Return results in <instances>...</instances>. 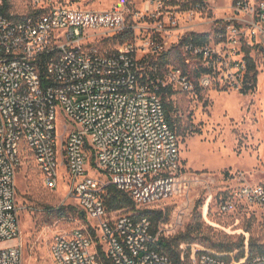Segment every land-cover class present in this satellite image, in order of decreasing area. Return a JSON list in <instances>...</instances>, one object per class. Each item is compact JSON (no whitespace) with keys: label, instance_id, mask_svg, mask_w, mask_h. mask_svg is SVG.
Segmentation results:
<instances>
[{"label":"built area","instance_id":"built-area-1","mask_svg":"<svg viewBox=\"0 0 264 264\" xmlns=\"http://www.w3.org/2000/svg\"><path fill=\"white\" fill-rule=\"evenodd\" d=\"M139 1L138 9L123 3L95 10L33 0L25 12H0V264H23L17 173L29 160L47 188L67 177L71 197L91 221L54 237L55 264H105L103 256L111 264H264V254L250 257L247 242L240 260L195 245L187 261L175 263L155 248L165 236L161 226L154 234L149 218L106 207V188L90 172L93 161L138 209H156L178 189L181 141L160 85L192 92L222 75L241 91L245 49L264 55V0ZM216 10L224 17L212 20ZM180 15L197 18V27L217 25L213 37L205 30L196 34L208 39L181 46L186 62L192 55L207 69L197 83L173 64L163 65L155 80L150 74L154 61L172 51L166 40ZM217 196L222 213L252 209L264 217V180L229 173Z\"/></svg>","mask_w":264,"mask_h":264},{"label":"rangeland","instance_id":"rangeland-1","mask_svg":"<svg viewBox=\"0 0 264 264\" xmlns=\"http://www.w3.org/2000/svg\"><path fill=\"white\" fill-rule=\"evenodd\" d=\"M32 1L10 0L11 11L25 12ZM51 1L57 5L95 10H106L123 3L131 9L142 7L139 0ZM210 17L216 20L224 16L221 10H216ZM197 21V18L188 20L180 15L179 28L167 37L168 47H173L171 62L179 67L184 66V55L181 45H178L181 39L204 33L202 31L205 30L214 36L216 22L208 28L209 24L197 27L194 25ZM250 53L257 66V87L254 91L241 93L229 87L225 78L218 75L207 87L192 92L175 90L171 96L177 124L183 134L179 135L183 170L179 175L177 191L156 209L170 213L165 226L160 225L166 238H173L186 231L191 223L200 221L203 235L194 245L203 251L225 253L217 250L221 243L239 242L245 239V234L257 244H264V217L256 211L252 212V209L222 213L217 196L229 173H243L251 182L264 180V55L255 48H251ZM244 54L241 51L235 58ZM187 58L189 63L184 67L188 71L199 65L192 55H187ZM63 122V118L58 120L61 139L65 137ZM90 172L101 186L106 188L109 185L106 176L94 166H91ZM17 186L23 264H55L51 256L54 237L90 225L91 221L85 214L81 216L79 205L69 193L67 177L60 181L56 189L47 188L39 169L29 160L18 169ZM59 208L66 209L65 217H58ZM114 212L116 215L138 214L126 209Z\"/></svg>","mask_w":264,"mask_h":264},{"label":"trees","instance_id":"trees-1","mask_svg":"<svg viewBox=\"0 0 264 264\" xmlns=\"http://www.w3.org/2000/svg\"><path fill=\"white\" fill-rule=\"evenodd\" d=\"M30 8V7H29ZM11 10L10 0H3V5L0 6V12L5 13ZM208 39V35H199L192 34L190 37H185L182 39L180 45L183 46L185 43L193 42L199 43ZM245 58L247 60V72L244 78V88L240 91L241 93L247 94L252 92L257 87V66L254 58L251 56L250 50L251 48H246ZM183 53V52H182ZM184 55V54H183ZM172 53L168 52L163 54L159 60L154 61V67L156 70L150 71L152 78L155 80L157 76L162 75L163 65L165 64H173L171 62ZM184 66H188L186 62V57L183 59ZM179 67L182 69L184 75L188 76L190 80L198 79L203 73L207 72V69L204 67H195L193 70H187L186 67ZM193 73V74H192ZM193 76H192V75ZM200 89V88H199ZM158 94L161 96L164 108L166 112V116L171 128L177 133V135H183L180 130V126L178 123V117H175V109L174 104L171 101V96L175 93V89L171 85L162 86L160 85L158 88ZM94 166V161H93ZM104 202L108 211H118V210H128V211H136L138 213L137 217H147L152 222V232L156 234L159 231V227L162 223H166L170 218V213L168 211H163L162 209H138L133 199L122 190L118 189L115 185L109 184L106 187V192L102 194ZM81 216H83L82 212ZM57 214L59 218H63L66 216L67 212L65 208H59L57 210ZM95 235V232H93ZM203 235L202 224L201 222L191 223L186 231L179 233L173 238H166L164 236H160L159 240L155 246V248L167 255L173 262L181 263L182 258H185L186 261L189 259L190 255L193 252L194 243L197 239ZM245 234V239L232 243H221L219 248L217 249L219 252H225L223 254H230L236 252L234 258L236 260H240L245 255V244L248 243V250L250 257H253L258 254H264V244H257L255 240L250 239ZM227 260H231L230 256H225ZM103 260L105 264H111L109 259L106 256H103Z\"/></svg>","mask_w":264,"mask_h":264}]
</instances>
